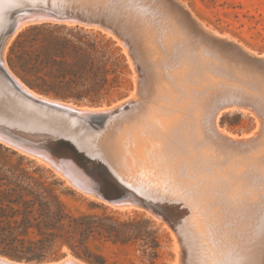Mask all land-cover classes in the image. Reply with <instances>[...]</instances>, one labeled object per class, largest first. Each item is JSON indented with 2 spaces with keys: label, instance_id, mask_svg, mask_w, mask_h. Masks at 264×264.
Here are the masks:
<instances>
[{
  "label": "bare ground",
  "instance_id": "obj_1",
  "mask_svg": "<svg viewBox=\"0 0 264 264\" xmlns=\"http://www.w3.org/2000/svg\"><path fill=\"white\" fill-rule=\"evenodd\" d=\"M15 1L52 6L56 10L80 11L103 21L110 33L130 47V54L142 71V83L138 99L134 100L133 95L127 102L118 101L120 104L99 108L80 106L35 92L9 68L4 58L10 16L6 4L10 0H3L0 3V44H3L0 60L13 80L1 69L0 77L19 93L16 96L23 117L39 126L35 127L40 128V133L23 134L12 127L14 134L0 125L2 142L49 163L86 193L113 203L138 202L141 197L132 187L148 195L158 189L144 183L140 177L156 171V163L162 158L165 160L163 154L166 153L176 162L175 171L187 179L184 183L198 194V206L196 200L193 199L194 204L189 198L194 191L188 194L185 189L187 197L181 194L198 208V213L168 207L171 222L183 238L184 249L189 255L185 259L189 264L198 258L197 241L209 219H213L217 231L225 235L227 230L220 224L224 219H228L226 224L230 226L239 225L241 257L251 255L253 264H261L264 261L259 249L261 214L264 211V125L260 134L245 141L232 140L228 133V136H221L215 125L218 110L234 101L253 105L258 115L264 118V55L248 50L233 39L208 34L181 0ZM21 13L15 19L14 33L29 20L76 21L57 18L54 13ZM234 97L239 99H231ZM38 100L60 104L77 112L50 107ZM79 112L86 115L80 116ZM104 112L111 114L100 121L87 115ZM32 128L28 127L29 132ZM60 132L65 133L67 140L74 145L61 147L58 140L63 134ZM50 138L57 140L52 143ZM78 151L83 162L78 158ZM100 162L107 167L112 186L101 171L95 174L90 170L100 167ZM250 182H255L257 187L252 191L255 197L251 196L249 201L241 195L246 193L242 188ZM157 189L154 190L156 194L160 193ZM166 199L169 202L168 197ZM169 204H172L171 200ZM256 216L260 222L259 231L250 237L246 223ZM233 228L236 230L237 227ZM62 263L85 264L72 255ZM0 264L25 263L0 255Z\"/></svg>",
  "mask_w": 264,
  "mask_h": 264
},
{
  "label": "trees",
  "instance_id": "obj_2",
  "mask_svg": "<svg viewBox=\"0 0 264 264\" xmlns=\"http://www.w3.org/2000/svg\"><path fill=\"white\" fill-rule=\"evenodd\" d=\"M33 89L78 103L110 101L128 73L111 37L80 25L43 22L19 33L8 58ZM23 154L0 143V253L16 259L50 260L72 254L90 264L108 259L93 241L127 245L140 241L152 263L159 255V227L149 218L122 220L103 212L75 213L56 191V179Z\"/></svg>",
  "mask_w": 264,
  "mask_h": 264
},
{
  "label": "rangeland",
  "instance_id": "obj_3",
  "mask_svg": "<svg viewBox=\"0 0 264 264\" xmlns=\"http://www.w3.org/2000/svg\"><path fill=\"white\" fill-rule=\"evenodd\" d=\"M181 1L188 6L189 11L193 16V18H195L199 22L200 27L208 34H214L216 36H222L233 39L243 44L248 50L258 55L259 54L264 55V0H181ZM15 2L18 4L30 3V2H19V1H15ZM9 3L10 2L6 4V9H7V13L10 15V10H12V8L14 7H9L8 6ZM31 4H37V3H31ZM20 14L22 13L20 12ZM46 20H50V19L29 20L16 33H14L12 36L9 37L5 45L6 50L4 51V55H5L4 58L6 62H8V64H9L8 58L11 53V46L13 45L19 33L28 26L32 25V23L35 24L43 23V21ZM51 20L54 21V23L63 22V24H68V25L76 24V21L69 22L64 20H55V19H51ZM94 26H95L94 28L93 27H86V28L94 29L95 31H100L103 34H105L107 37H111L114 41H116L117 45L121 48L122 52L126 56L128 62V73L125 75L123 85L119 89L113 92L110 101H105L101 103V104H105L102 107H109L106 105L122 99L132 91H133L131 93L132 96L133 95L135 96L134 100L138 99L136 97H139L138 91H140L139 87L141 86L142 83V71H139L141 69H139L140 67L137 61L135 60L133 55L130 54L129 51L130 47L128 45L125 46V44L121 42V39H119L116 35L110 33L108 29L103 28L102 30L98 27V25H94ZM8 66L27 86H29L11 68L10 64ZM140 74L141 76H139ZM9 87L11 86L6 84L4 80L0 77V125L6 128L15 127L16 129H19L20 132L23 134L40 133L39 132L40 128L36 129V127L39 126L32 124L30 121H28L26 118L23 117L24 113L23 111H20V107H19L20 104H18V99L16 96L19 95V93H16L17 92L16 90H12L13 89L12 87L9 89ZM30 88L35 92L41 94V92L33 89L32 87ZM3 89L6 91L4 92ZM8 94H10V96ZM6 95L8 96L4 98ZM43 95L49 98L56 99L50 95H46V94ZM235 98L236 97L231 99H235ZM236 99L239 98L237 97ZM81 104L82 105L80 106L93 105L91 103H81ZM115 104H120V103H114L113 105ZM248 104L249 103L241 104L234 101L230 104H227L226 106L225 105L222 106L218 110L220 111V113L218 115L217 124L215 125L216 131L217 132L219 131L218 133L221 136H225V135L228 136L229 134L228 137L231 136L230 138L235 141H240V140L245 141L248 140V138L251 139L252 137H255L256 135L260 134L262 132L261 130H263L264 118L262 115L261 116L258 115L259 112L253 105L250 104L248 105ZM90 107H94V106H90ZM261 121L263 122L261 123ZM31 126L34 127L32 128ZM28 127L32 128L31 132H29ZM62 134L63 137L61 138H65L67 140L66 138L67 135L65 133ZM50 140L56 141L57 139H50ZM55 141L53 142L50 141V142L54 143ZM70 142H71L70 145H74V143L71 140ZM0 143L6 147L11 146V145H7L5 142H0ZM11 147H8L11 151H15L19 154H23L27 157V159L32 160L36 162L37 165L45 168L47 170L46 174L50 176L48 178V181H53L54 179L59 181V183L55 185L56 191L60 194L62 200L75 213L107 212L114 214L115 216L119 217L122 220H132L134 218L137 219L149 218L156 223L155 226L159 227L161 247L159 248V255L154 260V263L151 262V260L149 259L150 257L147 254H144L143 247L140 245V241L130 243L127 245L112 244L110 242L101 243L99 241H93L92 242L93 248H95L97 251L102 253L108 259L107 264H189L188 259H185L189 255L187 253V250L184 249L186 247L183 246L184 244V242L182 241L183 238L182 237H181L182 239L180 238L181 236L180 232L177 231V227L175 228L171 222V219L169 217L170 211L168 210V207L170 208L172 206L171 208H176V209L179 208L188 209V210L190 209L189 210L190 213L192 212L198 213L199 210L196 207L198 206L197 204L198 200H196L198 194H195L194 190H193L194 193L192 194L190 193V191L191 192L193 191L190 190L189 185H186L184 183V180L187 179L184 178L179 173V171H175L174 166L176 162L174 161L173 158H171L172 156L168 158L166 156V153H164L163 155L165 157V160H163L162 158V160L156 163L157 170L154 171L151 175L144 174L140 177L144 183H147L148 185L150 184L152 187L153 186L158 187V189L157 188L156 189L159 190L160 193L156 194L157 193L155 192L156 189H154L155 191L153 190V192L149 193L148 195L146 193L140 192L135 187H132V190H135L141 197V199L138 202L134 201L132 203H113L98 196H95L93 194L86 193L84 190L78 188L70 181H68V179L65 176H63L57 170H55L54 167L50 166L49 163L42 161L38 157L31 155L30 153H27L19 148H17L19 150L18 151ZM245 183H247V181H245ZM256 187L257 186L255 182H250V184L242 188V190L246 191V193L242 194L241 196L244 197L245 199H248L249 201L252 200L251 196L255 197V194L253 195L252 191L256 189ZM185 189H188V192L187 191L186 192L188 194H191L189 195L190 197L189 196L188 197L190 199L192 198L191 199L192 202L194 204L196 202V206L194 205L196 209L194 208L192 202H188L189 199L186 198L188 194L187 193L185 194ZM174 190H176V192ZM173 191L175 193L174 194L175 196L173 195ZM178 193L180 196L178 195ZM181 194L186 197L182 198ZM241 196L237 197L236 200L241 198ZM167 197L169 202L171 200L172 204H169V202L166 199ZM177 197L181 201L184 199L183 201H185V203H183V201L179 203L180 200ZM156 198H158L159 200ZM162 199L165 200L163 201ZM185 199L186 200L188 199L187 200L188 203L186 202ZM193 199L196 201L194 202ZM161 200L163 202L166 201V203L161 202ZM192 209L194 210L192 211ZM166 210H168V212ZM209 212H212V210H209ZM257 218L258 217L256 216L252 221L248 220L246 223V225L248 224L246 230H248L247 232L248 235H250V237L254 236L253 233L255 231L257 230L259 231L258 226L260 222L257 221ZM205 223H206L204 226L205 228L203 229L204 233L202 234L201 238H199L197 241L198 244L200 243V245L197 244V251H196L198 258H196L195 261L191 264H224V262L226 261L232 262V264H234V262L239 261L242 258L241 256L243 254L240 246V241H241L240 235L237 232V230L239 229V225L234 224L230 226L226 224L228 223V219H224V221H222L220 224L222 227L224 226L225 231L227 230V234L225 235L221 231H220L221 233L217 231L218 229L213 219L211 220L209 219ZM233 227H237L236 230ZM60 252L63 255H65L68 252V256L72 255L81 262L85 264H90L87 261L72 254V251L66 245L63 246ZM203 257L204 259H200Z\"/></svg>",
  "mask_w": 264,
  "mask_h": 264
},
{
  "label": "water",
  "instance_id": "obj_4",
  "mask_svg": "<svg viewBox=\"0 0 264 264\" xmlns=\"http://www.w3.org/2000/svg\"><path fill=\"white\" fill-rule=\"evenodd\" d=\"M19 5H20L19 7H14V8H12V10H10L9 27H8V29L6 31V33L9 34L8 35L9 37L12 36V34L14 33V30H15V19H16V17H17V15H18L19 12H23V14H25V15H32L34 11H38V12H42V13L45 12L46 14H48V13H54V16L57 17V18L74 19V20H76V24H73V25H80V26H84V27H93L94 28L95 27L94 24L97 23L98 24V27L100 29H102V30L106 26L103 21H101L99 19L91 18V17L85 15L84 13H82L80 11H74V10H70V9L56 10V9L52 8V6H45V5H41V4H31V3H22V4H19ZM43 22H54V21H52V20H46V21H43ZM56 23H63V22H56ZM32 24H35V23H32ZM2 46H3V44H0V49L2 48ZM7 64H8V62H7ZM0 69L5 73V75L10 80H13L11 74L6 69V67L4 66V64L2 63L1 60H0ZM19 88L25 94L31 96L22 87L19 86ZM132 92H130L129 94H127L125 97H123L122 99H120L118 101H124V100H125V102L129 101L131 99V97H132V94H131ZM52 97H54L56 99L63 100V101L74 102L77 105H82L81 103L75 102V101H73L71 99H62V98H58V97H55V96H52ZM38 101H40L41 103H44V104H46V105H48L50 107H57V108H60L62 110H66V111H69V112H77L75 110H71V109L67 108L66 106H63V105H60V104L48 103V102H44L42 100H38ZM118 101L113 102L111 104H108L106 106H109L110 107L114 103H117ZM104 105L105 104H95V105L93 104V105H90V106L102 107ZM110 114L111 113L104 112V113H93V114H87V115H89L92 119H94L96 121H100V120H103L104 118L108 117ZM79 115L80 116H85L86 114H82V113L79 112ZM4 128H6V127H4ZM6 129L12 131L15 134V130L14 129L9 128V127H7ZM24 137L28 139V137H26V136H24ZM2 138H4V137H2ZM49 141H54V140H49ZM58 141H62L60 143V145H61V147H64V148L65 147H69V144H71L70 140H66L65 138H60ZM0 142H2L1 137H0ZM8 147H11V146H8ZM11 148H13L15 150H18L15 147H11ZM76 151H77V149H76ZM24 154H27V153H24ZM78 156H79L78 157L79 160L81 159L82 160L81 162H83V156H82V154L79 151H78ZM90 170L92 172H94L95 174H97L98 172L101 171V173H103L104 178L106 179L107 183L112 186V178L110 177L109 171H108L107 167L104 165L103 162H100V167H93V168H90ZM106 194H110V193L106 192ZM0 255L6 256V257H8V258H10V259H12L14 261H17L19 263H25V264H54V263L63 264L62 262L67 258L68 252L65 255H63V256H61V257H59L57 259H50V260H43V261H39V260H26V259H16V258H12V257L7 256V255L2 254V253H0Z\"/></svg>",
  "mask_w": 264,
  "mask_h": 264
},
{
  "label": "snow or ice",
  "instance_id": "obj_5",
  "mask_svg": "<svg viewBox=\"0 0 264 264\" xmlns=\"http://www.w3.org/2000/svg\"><path fill=\"white\" fill-rule=\"evenodd\" d=\"M3 0H0L2 3ZM9 7H19L20 5L15 2V0H10L8 5ZM259 249L262 256H264V211L261 214V224H260V232H259ZM251 252V249L249 250ZM224 264H232V262H224ZM234 264H253V259L251 255L242 257L239 261L234 262ZM264 264V261L261 262Z\"/></svg>",
  "mask_w": 264,
  "mask_h": 264
}]
</instances>
